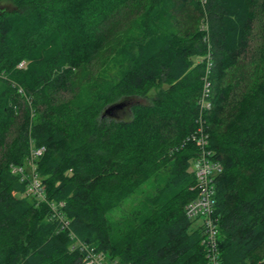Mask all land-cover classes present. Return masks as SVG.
Segmentation results:
<instances>
[{
	"label": "trees",
	"instance_id": "obj_1",
	"mask_svg": "<svg viewBox=\"0 0 264 264\" xmlns=\"http://www.w3.org/2000/svg\"><path fill=\"white\" fill-rule=\"evenodd\" d=\"M130 1L0 0V150L19 101L36 114L0 165V264H82L79 240L117 264H205L202 232L184 211L198 197L191 136L199 118L222 168L214 177L213 215L220 264L264 258V73L234 115L225 113L227 72L248 49L264 0H202L209 23L203 42L180 17L185 11L196 19L201 6L148 0L139 36L128 40L137 52L126 51L127 67L68 97L76 69L96 75L104 27ZM206 73L209 110L199 101ZM155 89L150 103H128L127 117L105 113ZM40 147L34 169L45 200L26 193L28 177L12 171ZM149 180L153 194L113 222L111 212ZM56 203H64L57 207L61 220L51 209Z\"/></svg>",
	"mask_w": 264,
	"mask_h": 264
},
{
	"label": "rangeland",
	"instance_id": "obj_2",
	"mask_svg": "<svg viewBox=\"0 0 264 264\" xmlns=\"http://www.w3.org/2000/svg\"><path fill=\"white\" fill-rule=\"evenodd\" d=\"M194 1L195 5L201 6L194 14L197 15L196 19H193V13L191 16L187 12L182 11L180 16L182 19L191 20L189 28L191 29L190 34L198 29L202 36V42L207 36L209 23L203 21L204 18L203 8L204 2L202 0H191ZM148 0H131L124 8L117 13V15L109 22V26H105V38L103 40V45L100 53L97 57V71L96 75H92L89 70L84 68H78L74 71V85L73 90L67 93L68 97H74L79 93L78 89L87 88V85L96 81V79L105 78L106 80L114 79L124 67L128 64V51L131 53L137 52L134 47V40L128 43L130 38H137L139 36V25L140 22V11H142L141 6L147 4ZM256 19L252 23L251 34L249 37V47L246 52L241 56L240 61L236 66L228 70V76L226 77V84L230 86L231 90L228 95V102L225 103V113L227 115H234L237 102L243 96H246L250 89L254 87V83L258 81L264 73V12L256 14ZM197 31V30H196ZM128 50V51H127ZM127 51V52H126ZM211 55V54H210ZM213 57V56H212ZM198 60V57H194L193 60ZM207 54L203 57L204 63L207 62ZM101 63V65L99 64ZM213 61L211 62V64ZM205 64V65H206ZM25 63L19 65L24 66ZM100 66V67H98ZM86 70V71H85ZM157 90H152L148 92L142 98L130 99L127 101V106L119 109H115L111 117H127L128 116V103H150L152 98L155 96ZM124 108V109H123ZM30 106L28 101L21 99L19 101L18 110L16 111V118L14 124L8 132V138L6 140L5 146L0 150V165L6 160L5 154L10 149L11 143L19 137V133L24 124H32L35 118V111ZM28 121V122H26ZM30 126V125H29ZM207 128V126H206ZM208 129V128H207ZM29 157V156H28ZM28 159V158H27ZM26 159V163H27ZM163 175L160 173L159 176ZM152 180L144 183V186L137 190L127 201H125L118 209L111 212L110 218L113 222H116L119 217L124 214H130L132 210L138 208L140 203L144 201L147 195L153 194ZM110 219V220H111ZM194 227H200L199 221H192Z\"/></svg>",
	"mask_w": 264,
	"mask_h": 264
},
{
	"label": "built area",
	"instance_id": "obj_3",
	"mask_svg": "<svg viewBox=\"0 0 264 264\" xmlns=\"http://www.w3.org/2000/svg\"><path fill=\"white\" fill-rule=\"evenodd\" d=\"M208 64H206V72L210 68L212 60L210 59V52L207 53ZM206 73V74H207ZM208 74L204 79V90L202 91L200 97V108L203 110L210 109V82L208 81ZM199 129L198 131L191 136V140L197 142L198 154L197 158L191 162V168L194 171L196 178V183L198 192L197 199L191 200L187 203L184 208L185 216L189 219H194L199 221L201 226L199 227L202 232V241L200 244L204 247L206 253V262L205 264H220L219 261V250H217V226L216 218L214 215V177L222 171V168L218 161L212 159L210 151L207 149L209 142L207 141V135L205 133L206 129L201 118H199ZM44 151V148H35V150L30 151V155L27 159L28 164L22 167H12V171L20 176L28 177L26 189L30 196L44 199L45 200V187L41 182V177L35 173L34 165L35 158ZM64 203L51 204V209L53 210V215L58 216L61 220V216L58 215L57 207L60 208ZM68 222H63L62 228L67 227ZM72 238L74 236L72 235ZM78 245L76 247L83 251L85 258L82 264H117L115 262H109L106 260V256L99 251H96L94 248L87 247L86 243L82 241H77ZM260 264H264V258L260 261ZM128 264V263H126Z\"/></svg>",
	"mask_w": 264,
	"mask_h": 264
},
{
	"label": "water",
	"instance_id": "obj_4",
	"mask_svg": "<svg viewBox=\"0 0 264 264\" xmlns=\"http://www.w3.org/2000/svg\"><path fill=\"white\" fill-rule=\"evenodd\" d=\"M126 106H127V104L123 103L122 101L121 102H117V103H115L114 106H112L110 108L107 107L106 110H105V113H109V115H110V114H112L113 111H115V109H119V108L126 107Z\"/></svg>",
	"mask_w": 264,
	"mask_h": 264
}]
</instances>
